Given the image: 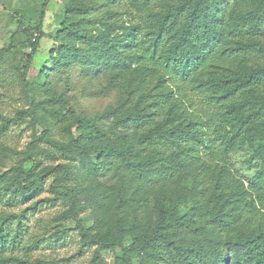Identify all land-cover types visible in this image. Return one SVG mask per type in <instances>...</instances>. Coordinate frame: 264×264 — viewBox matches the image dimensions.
<instances>
[{
	"label": "trees",
	"instance_id": "16d2710c",
	"mask_svg": "<svg viewBox=\"0 0 264 264\" xmlns=\"http://www.w3.org/2000/svg\"><path fill=\"white\" fill-rule=\"evenodd\" d=\"M51 1L17 7L20 45L0 49L27 104L0 114V135L12 121L43 129L27 171L0 170L1 191L12 202L48 182L93 264L102 249L113 264H264V0H64L32 75ZM73 92L107 103L79 110ZM24 226L0 214V264L42 263L15 253L30 249Z\"/></svg>",
	"mask_w": 264,
	"mask_h": 264
},
{
	"label": "rangeland",
	"instance_id": "374dc122",
	"mask_svg": "<svg viewBox=\"0 0 264 264\" xmlns=\"http://www.w3.org/2000/svg\"><path fill=\"white\" fill-rule=\"evenodd\" d=\"M31 0H0V49H7L11 45L17 44L19 47V27L20 18L17 7L28 8ZM64 0H52L46 11L44 30L45 39L42 40L40 52L36 57L32 75H36L40 68L47 64L50 58V51L56 47L54 35L60 26L61 15L64 14ZM31 4H29L30 6ZM35 20L41 10V4L36 3ZM31 22L28 26H33ZM58 45V44H57ZM18 55H22L19 52ZM3 73L0 69V114L3 117H15L18 109L27 106L26 102L20 98L21 88L13 77L11 72L6 69ZM75 93V107L89 113L102 111L107 103V98L99 96L93 92L91 94ZM40 126H30L28 122H11L0 135V170L11 171L12 168L24 165L27 171L31 166L29 161L30 143L36 135L42 132ZM245 151L237 154L236 160L238 167L246 176L251 175L256 165L247 167L243 164ZM74 165V164H72ZM10 175V173H9ZM0 184V214H16L22 217L25 224L23 227V237L30 249L20 246L15 251L16 254L25 256L30 260L40 258L41 264H93L94 251L97 246L84 245L80 236L79 227L75 220L60 222L57 215L66 207L65 201L59 199L54 201L51 197L55 195L49 189V183L43 185V190L35 196L27 199H11L9 192L1 191ZM91 197L82 196V203H87L86 208L80 216L86 217V222L91 224L93 205L90 204ZM15 230L17 228V218L11 219L10 224ZM29 239V240H28ZM39 241L35 245L34 241ZM102 260L100 264H113L115 254L111 249H102L100 251Z\"/></svg>",
	"mask_w": 264,
	"mask_h": 264
}]
</instances>
